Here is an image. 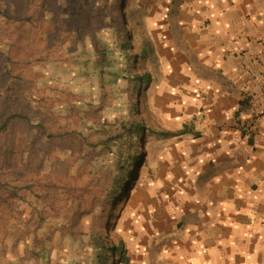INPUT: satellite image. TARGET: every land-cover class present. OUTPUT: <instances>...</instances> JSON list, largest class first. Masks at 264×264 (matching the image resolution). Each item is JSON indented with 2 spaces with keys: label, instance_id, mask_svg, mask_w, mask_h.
I'll return each instance as SVG.
<instances>
[{
  "label": "rangeland",
  "instance_id": "obj_1",
  "mask_svg": "<svg viewBox=\"0 0 264 264\" xmlns=\"http://www.w3.org/2000/svg\"><path fill=\"white\" fill-rule=\"evenodd\" d=\"M95 1L0 0V123L23 115L0 135V264H129L128 255L105 253L99 262V239L127 251L129 228L139 225L147 201L154 205L160 143L153 130L172 123H152L147 89L136 112L134 84L144 73L140 9L154 0H111L101 14ZM122 14L127 28L117 33ZM96 15L99 45L119 71L112 82L77 64L85 46L95 56L88 35L60 32ZM127 33L126 63L119 40L128 41ZM135 120L145 131L131 137Z\"/></svg>",
  "mask_w": 264,
  "mask_h": 264
},
{
  "label": "crops",
  "instance_id": "obj_2",
  "mask_svg": "<svg viewBox=\"0 0 264 264\" xmlns=\"http://www.w3.org/2000/svg\"><path fill=\"white\" fill-rule=\"evenodd\" d=\"M140 11L145 112L172 124L153 130L154 205L129 228V264H264V0Z\"/></svg>",
  "mask_w": 264,
  "mask_h": 264
},
{
  "label": "trees",
  "instance_id": "obj_3",
  "mask_svg": "<svg viewBox=\"0 0 264 264\" xmlns=\"http://www.w3.org/2000/svg\"><path fill=\"white\" fill-rule=\"evenodd\" d=\"M88 4V2H87ZM91 4H93L91 2ZM111 4V0H97L94 2V5L97 6L96 8L99 9L100 14L104 13L105 10H107L110 7ZM95 6H91V7H95ZM89 8V7H87ZM122 8V6H121ZM92 11V10H91ZM89 11L90 14H92V12ZM89 14V15H90ZM91 16V15H90ZM101 15H96V17L89 19V22L87 25H80V29L78 30L76 27V21L70 20L67 24H65L63 26V28H61L60 32L61 33H65L66 37H70V34L74 31H77V37L78 40L82 39L85 40L86 35H88L90 37V41H91V45L93 46V49L95 51V56H93V52L91 50H88V48L85 46L83 47V49L78 53V56L76 57L77 60V64L80 65V67H84L87 68V70L91 69L94 72H97L100 76V78L102 79V81L105 82H112L114 81L113 79L116 78L117 73L119 71L113 70L114 66H115V61L113 59L112 56H108V48H101L100 47V27L99 24L101 22ZM103 17V15H102ZM76 18H81V13H77ZM52 22H55V17L53 16L51 18ZM98 21V22H97ZM119 21H120V25H116L115 29L116 32L118 33L119 31H121V28L126 27L127 28V18L126 15L122 14L119 16ZM68 35V36H67ZM65 37V38H66ZM124 37V36H123ZM126 37L128 39V41H121L120 42V49L121 51H123L124 55L126 56V58H124V62H128L130 60L129 56V52L128 49L129 47L132 45L131 44V34L127 33ZM126 37H124V40L126 39ZM133 57V59H138V54L133 53L131 55ZM137 80L136 83H134L138 89H137V100H136V112H138V114L141 113V105H142V96L144 95V91L146 90V86L148 85V83L150 82L149 78H146L144 74H139L136 76ZM23 118V115L19 114V113H12L10 115H8L3 121L2 123H0V135L4 132H6L11 125L13 124V120L16 118ZM143 120L142 121H134L130 124L129 127V133L128 135L131 137H135L138 136L139 134L143 133L145 131V126L143 124ZM184 132H186V129L184 130ZM173 133L168 132L165 135H172ZM135 161L140 164V161L142 160L140 157H135L134 158ZM146 163V162H145ZM120 191L122 193H124L127 189V185H125L124 183H120ZM100 243L98 245V249L100 250L96 257L97 260L99 262H101L103 259H105L108 254H116L118 257V260L124 261L126 258V254L124 251V247L122 244L118 245V247L116 245H114L113 243H110V239L107 240V242H102V239H99ZM102 242V243H101ZM110 243V244H109ZM107 254V256H105V254Z\"/></svg>",
  "mask_w": 264,
  "mask_h": 264
}]
</instances>
